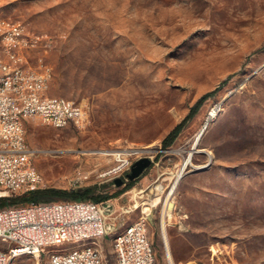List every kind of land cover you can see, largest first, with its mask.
Masks as SVG:
<instances>
[{"label": "rangeland", "instance_id": "374dc122", "mask_svg": "<svg viewBox=\"0 0 264 264\" xmlns=\"http://www.w3.org/2000/svg\"><path fill=\"white\" fill-rule=\"evenodd\" d=\"M0 18L24 28L26 64L51 70L48 95L86 112L81 127L28 121L46 187L112 196L114 216L130 210L124 226L147 222L158 264H264V0H0ZM199 135L208 153L192 155L171 195ZM128 148L153 161L131 186V166L111 172L118 156L99 152ZM115 232L110 224L108 264ZM0 247L17 252L13 264H49L45 252Z\"/></svg>", "mask_w": 264, "mask_h": 264}, {"label": "built area", "instance_id": "2783aa9c", "mask_svg": "<svg viewBox=\"0 0 264 264\" xmlns=\"http://www.w3.org/2000/svg\"><path fill=\"white\" fill-rule=\"evenodd\" d=\"M0 31L12 33L14 48L8 54L18 58L17 36L19 29L15 25L1 27ZM39 70V77L49 84L47 70ZM7 72H14L8 63V69H3L0 77V143L1 141H20L18 152H2L0 150V197L21 195L29 191L45 188L46 180L35 164V157L42 150L28 146H21V136H27L26 111H33L35 118L55 128H62V123H70L81 127L86 120L83 106L73 100L72 108H62L60 105H50V97L46 93L29 95L26 100H17V92L23 87H30L25 77L19 80H7ZM6 102H15V109H6ZM128 148L118 152L120 166L113 169L118 173L123 167H132L139 157H132V150ZM147 152L141 149V155ZM145 157V156H144ZM148 157V156H147ZM150 158V157H149ZM133 160H135L133 162ZM87 175L80 174L74 183L87 179ZM114 202L106 200L95 202L92 200H56L49 202H31L10 205L0 208V236H6L8 242H15L20 249L26 246H37L36 257H42L46 246L65 243V240L79 241L81 237H97V240H107L110 224L120 223L129 209H122L116 213ZM147 229L142 220L132 230V238L119 241L123 248L120 264H151V253L144 248V236ZM107 244V243H106ZM4 249V248H0ZM109 253V252H108ZM110 256V253H109ZM10 260L13 264V259ZM56 264H100L95 250L87 249L83 256L56 258Z\"/></svg>", "mask_w": 264, "mask_h": 264}, {"label": "bare ground", "instance_id": "6f19581e", "mask_svg": "<svg viewBox=\"0 0 264 264\" xmlns=\"http://www.w3.org/2000/svg\"><path fill=\"white\" fill-rule=\"evenodd\" d=\"M1 27H6L1 21ZM19 29V36H17V50H18V58H15L14 54H8L10 48H14V41H7L12 40V33H4L0 31V36L2 38V46L4 51H6L7 57L0 58V77H3V69H8V63H10V68L14 69V72H7V80H19L26 75V82L30 83V87H23L18 90L17 92V100H26L29 95L38 94L40 93H47L48 85L46 84L45 80L35 79L39 77V70H35L34 67L28 66L26 64L25 56L23 49L27 45V38L23 34V27H18ZM1 57V56H0ZM40 70H47V77H49V83L51 82L52 72L49 68H43ZM50 97V105H60L62 108H72L73 101L65 98V97ZM6 109H15V102H6ZM216 110H213L211 116L215 115ZM35 118V114L33 111H26V119L29 121L30 119ZM70 123H62V128L69 125ZM204 131V129L201 131ZM200 134V135H201ZM200 135L196 139L192 153L188 155L185 159L182 167L177 172L174 182L170 188L169 194L172 195V192L176 189L179 181L184 176L186 170L189 166H193L192 162V155L194 153H208L206 149L200 147ZM21 146H28L27 136H21ZM0 150L2 152H18L20 150V141H1L0 143ZM103 154H115L118 156V152H109L107 150H100ZM141 154L140 150L133 149L132 156ZM206 165V164H205ZM205 165H201L205 166ZM113 172V171H111ZM173 201V200H172ZM167 211L170 213L172 211V202L166 201ZM166 211V210H165ZM166 211V212H167ZM165 212V213H166ZM167 212V213H168ZM143 223V227H145L148 231L147 222L144 219H141ZM140 220L135 221L128 226H124V222L113 224L116 228L115 236L113 238V246L116 253V260L117 264H120V259L123 256V248H120L119 241L126 238H132V230H134L139 223ZM0 240L3 242H8L6 236H0ZM11 244H15V242H9ZM65 243L68 245L62 249L61 251L52 252L49 251L48 248L52 245L57 244H50L46 246L45 253L48 254V262L49 264H56V258H67V257H80L83 256L84 251L87 249L95 250L97 253L98 259L100 264H108V256L105 250L104 240H97V237H81L79 241L73 242V240H65ZM64 244V243H58ZM20 247L19 244H16ZM1 248V247H0ZM144 248H146L149 252H156L149 232H146V236H144ZM26 251L31 250L32 252L37 255V246H26V248H22ZM17 252L8 251L6 249H0V257H4V259H12ZM0 264H10V260H0ZM151 264H158L157 261V254L151 253Z\"/></svg>", "mask_w": 264, "mask_h": 264}, {"label": "trees", "instance_id": "16d2710c", "mask_svg": "<svg viewBox=\"0 0 264 264\" xmlns=\"http://www.w3.org/2000/svg\"><path fill=\"white\" fill-rule=\"evenodd\" d=\"M210 94H205L202 97L206 99ZM193 112L189 114L185 119L179 122L163 139L164 147H168L176 140L178 135L180 134L181 130L185 126V124L189 121L192 117ZM129 186L133 185V181L129 182ZM98 189L97 186H89L82 189L77 190H69L65 188H56V187H45V188H38L23 195H13V196H6L0 197V208L5 206L14 205L19 199H22V203H31V202H49V201H56V200H77V201H84V200H92L95 202H102L109 199L110 195H102L97 194L96 190ZM118 192L115 195H118Z\"/></svg>", "mask_w": 264, "mask_h": 264}, {"label": "water", "instance_id": "95a60500", "mask_svg": "<svg viewBox=\"0 0 264 264\" xmlns=\"http://www.w3.org/2000/svg\"><path fill=\"white\" fill-rule=\"evenodd\" d=\"M152 159L145 156L136 160L129 173H127V177L129 180L133 181L139 178L152 164ZM117 185H121L123 183V178L117 177L115 179Z\"/></svg>", "mask_w": 264, "mask_h": 264}]
</instances>
